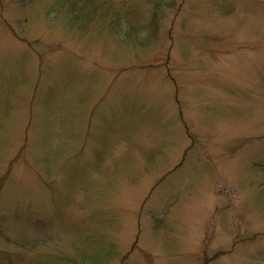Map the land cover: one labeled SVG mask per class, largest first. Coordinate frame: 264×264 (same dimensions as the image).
Returning <instances> with one entry per match:
<instances>
[{"label":"rangeland","instance_id":"obj_1","mask_svg":"<svg viewBox=\"0 0 264 264\" xmlns=\"http://www.w3.org/2000/svg\"><path fill=\"white\" fill-rule=\"evenodd\" d=\"M65 1L0 0V264H264V0Z\"/></svg>","mask_w":264,"mask_h":264},{"label":"trees","instance_id":"obj_2","mask_svg":"<svg viewBox=\"0 0 264 264\" xmlns=\"http://www.w3.org/2000/svg\"><path fill=\"white\" fill-rule=\"evenodd\" d=\"M77 1H71V0H66L65 2H63V4L61 5L62 9L64 6H68V14L72 16V21L70 22L71 26H88L89 24H86L87 22L90 23L91 21V16L93 14L94 11H98V6L94 5L95 8H91L92 4H97L94 3L93 1H86V2H82L80 5L76 3ZM154 4V3H153ZM165 5H172L171 4H165ZM163 5H159L157 3L154 4V11H153V15H152V20L150 22L151 25V32L149 34H147L146 36L140 37V40L138 41L140 44H145L148 45L150 43V41L153 40V34L154 32H156V28L158 27V23H157V14H158V7H162ZM60 6L57 7V11H59V9L61 8ZM154 29V31H153ZM116 33L118 32V34H120L118 29L114 30ZM135 32L138 33V30L134 29V28H130L127 33L125 32V36L128 35L129 32ZM126 39V38H125ZM130 39V38H129Z\"/></svg>","mask_w":264,"mask_h":264}]
</instances>
